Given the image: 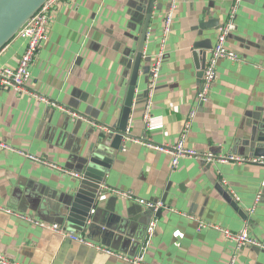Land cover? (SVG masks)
<instances>
[{"label": "crops", "instance_id": "1", "mask_svg": "<svg viewBox=\"0 0 264 264\" xmlns=\"http://www.w3.org/2000/svg\"><path fill=\"white\" fill-rule=\"evenodd\" d=\"M234 1L178 0L171 31L161 43L168 0H157L162 8L150 22L142 64L147 71L160 54L159 77L148 127L143 119L148 80L144 75L138 78L127 126L132 138L168 145L185 133L186 145L199 151L255 157L249 152L251 136L257 130L264 136V0L239 3L226 45L241 60H219L209 101L197 103L217 28ZM137 4L138 0H67L54 8L48 39L31 66L25 90L78 113L83 120L38 103L26 92L0 89V142L77 172L92 123L106 128L118 123L126 91L125 64L135 45ZM202 22L210 27L201 29ZM206 39L211 48L195 60L193 44ZM25 48V39L13 37L0 50V67H15ZM70 181L0 149V207L40 223L60 225L54 208L66 196ZM103 187L131 191L147 201L160 200L167 207L157 218L155 235L144 254L146 264H230L232 260L233 264H264L263 250L248 246L236 250L214 229L198 232L183 215L231 232L247 228L264 243V165L208 166L182 158L172 169L170 156L125 140ZM216 187L227 192L239 210ZM104 193L100 205L120 221L107 244H97L134 256L150 217L136 203ZM258 193L260 201L255 204ZM0 256L18 264H129L1 210Z\"/></svg>", "mask_w": 264, "mask_h": 264}, {"label": "built area", "instance_id": "2", "mask_svg": "<svg viewBox=\"0 0 264 264\" xmlns=\"http://www.w3.org/2000/svg\"><path fill=\"white\" fill-rule=\"evenodd\" d=\"M67 0H47L36 13L27 21V23L18 31L17 35L26 40V48L18 63L15 67H0V89H8L16 92H26L28 96L34 101L42 103L46 106L55 108L61 112L67 113L73 119L83 120V117L78 113H73L68 111L62 105H59L43 95L29 92L25 90L27 83L30 80V69L31 66L39 53L40 48L48 39V33L50 29L51 22L53 20L54 8L61 2ZM241 0H235L232 9L230 10L227 19L219 25L217 28V36L215 46L209 53V57L206 61V65L203 70V76L199 83V90L197 93V103L205 104L209 101V93L216 79V66L219 60L227 59L230 61L238 62L241 59L232 50H230L227 45V37L234 29V19L236 15V9ZM178 0H168L167 8L165 9L162 17V34L161 43H164L167 36L171 31V26L173 23L174 13L177 11ZM160 57L150 65L149 77L146 85V105L145 113L143 119L146 126H149V109L151 106V97L156 88L157 80L159 77L160 70ZM194 111L190 113L187 126L189 125L191 119L194 117ZM93 127L99 131L106 130V127L101 125L93 124ZM185 133L181 134L179 139L168 145H158L152 142L150 139L146 138H132L127 129V136L125 140L143 146L149 150L163 153L170 156L171 168L176 169L179 160L182 158H192L199 160L204 165H226V164H257L264 165V157H242L232 154L217 155L209 151H199L197 149L188 147L185 143ZM0 149L6 152L17 153L18 155L24 157L26 160L37 165H43L50 168L51 170L57 171L58 173L69 176L72 178H78L79 175L71 172L67 169L61 168L56 164L49 162L45 157H40L32 155L23 151H20L8 144L0 142ZM124 151V150H123ZM105 192L111 196H116L119 198L126 199L130 202L136 203L145 210L151 211V218L146 226L144 238L140 242L139 251L134 256H123L117 252L110 250L109 248L103 247L97 243L87 240L85 237L80 235H73L68 233L62 225L58 224H45L40 223L33 217L12 211L11 209L0 207V210L15 215L16 217L25 220L28 223L37 225L43 229L49 230L51 233L60 236L62 239H71L85 247H89L96 252L104 253L108 256L116 257L128 262L129 264H146L144 262V254L147 247L151 243L152 238L155 235L157 226V217L155 216L157 211L166 209L165 204L160 200H144L131 191H120L113 188L102 187ZM260 201V193L257 194L255 198V204ZM189 220H191L196 225L197 231L203 229H214L219 232L222 238L234 244L236 250H240L242 247H255L264 251V243L258 239L251 236L247 228L242 229L239 232H231L228 229L213 225L204 220L197 219L192 215H186ZM0 264H18L15 262H10L0 256ZM230 264H233V260Z\"/></svg>", "mask_w": 264, "mask_h": 264}, {"label": "water", "instance_id": "3", "mask_svg": "<svg viewBox=\"0 0 264 264\" xmlns=\"http://www.w3.org/2000/svg\"><path fill=\"white\" fill-rule=\"evenodd\" d=\"M46 1L0 0V50L17 35ZM137 8L134 19L136 33L132 37L135 45L133 49H129L127 56L131 54V58L125 64L126 91L118 123L102 131H97L93 127L87 130V144L82 156L78 157L77 172H74L79 177L65 176L71 180L66 187V196L54 208L57 220L66 231L73 230L94 243L107 244L106 240L116 233L119 226L120 217L113 215L100 205L102 194H105L102 187L113 157L121 150L127 136L138 78L144 75L145 80H148L149 77L150 65L146 71L142 64L143 60H146L144 46L153 15L161 10L162 5L157 4V0H138ZM200 27L205 29L210 27V24L202 22ZM210 48L208 39L195 42L192 47V56L196 60ZM145 95L147 96L146 90ZM79 125L81 126V122ZM258 133L259 130L251 136L253 145L249 152L255 157H264V136ZM216 189L234 209L239 210L227 192H222L221 187ZM145 214L151 218V211L146 210ZM160 215L161 210L157 211L155 216L158 218Z\"/></svg>", "mask_w": 264, "mask_h": 264}]
</instances>
